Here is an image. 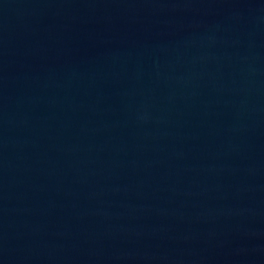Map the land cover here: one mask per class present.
Returning a JSON list of instances; mask_svg holds the SVG:
<instances>
[{"label": "water", "instance_id": "1", "mask_svg": "<svg viewBox=\"0 0 264 264\" xmlns=\"http://www.w3.org/2000/svg\"><path fill=\"white\" fill-rule=\"evenodd\" d=\"M0 264H264V0H0Z\"/></svg>", "mask_w": 264, "mask_h": 264}]
</instances>
